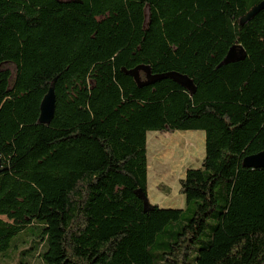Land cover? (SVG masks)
Masks as SVG:
<instances>
[{
  "label": "trees",
  "instance_id": "obj_1",
  "mask_svg": "<svg viewBox=\"0 0 264 264\" xmlns=\"http://www.w3.org/2000/svg\"><path fill=\"white\" fill-rule=\"evenodd\" d=\"M260 1L0 0V253L31 231L43 264H264V167L242 164L264 150V9L241 23ZM139 65L196 90L138 86ZM186 130L185 207L150 204L146 134Z\"/></svg>",
  "mask_w": 264,
  "mask_h": 264
},
{
  "label": "crops",
  "instance_id": "obj_2",
  "mask_svg": "<svg viewBox=\"0 0 264 264\" xmlns=\"http://www.w3.org/2000/svg\"><path fill=\"white\" fill-rule=\"evenodd\" d=\"M170 137L172 142L175 144L177 149H182L185 153V159L183 162L172 161L170 165L165 163V160L160 158V150H162V143L164 139ZM168 138V139H170ZM153 141V147H149L150 142ZM184 147V148H183ZM152 148V149H151ZM205 148V133L202 130H186V131H175L172 134H164L158 131H149L146 134V155H147V197L150 204H155L160 208H178L182 209L185 207V198L182 195H171L170 193H164L158 190L159 185H167L169 178L175 177L177 181H180L185 177V172L189 169L185 164L190 163L194 158L195 160H202L204 158ZM178 162V163H176ZM171 170L172 175L166 176V171ZM162 170L161 175L158 174L159 170ZM165 172V173H164ZM150 177L154 181V195L150 198L149 184ZM178 189L180 184H178ZM161 189V188H159Z\"/></svg>",
  "mask_w": 264,
  "mask_h": 264
},
{
  "label": "rangeland",
  "instance_id": "obj_3",
  "mask_svg": "<svg viewBox=\"0 0 264 264\" xmlns=\"http://www.w3.org/2000/svg\"><path fill=\"white\" fill-rule=\"evenodd\" d=\"M164 134L167 135L172 133L168 132ZM168 138L164 139L162 143L163 146L162 150H160L159 152L161 160H165L166 161L165 163H168L169 165L174 160L183 162L186 156L185 153L181 151L182 149H177V147H175V144L172 142V139L171 138L168 139ZM149 142H150L149 147H153L154 140L153 141L151 140ZM195 159L196 158H194L192 161H190V163L185 164L184 166L187 165L188 168L200 167L203 159L200 160L199 162L198 160ZM168 167L169 166H167L166 168L169 169L170 167L169 168ZM161 173L162 170L160 168L158 174L161 175ZM171 175H172L171 170L170 169L167 170L166 176H171ZM150 178L151 179L149 184L150 187L149 194L151 198L154 195V189H153L154 181L152 177ZM177 183L179 184V181H177L175 177L169 178L167 185H162V186L159 185V188L161 189L159 188L157 189L161 190L164 193L165 192L170 193L171 195H182L179 192ZM12 242L16 248H12L5 253H0V264H43L39 256V252L43 250L44 246L41 243V241H39L38 238L36 237V233L31 231H24L22 232V234L21 233L17 234L13 238Z\"/></svg>",
  "mask_w": 264,
  "mask_h": 264
},
{
  "label": "water",
  "instance_id": "obj_4",
  "mask_svg": "<svg viewBox=\"0 0 264 264\" xmlns=\"http://www.w3.org/2000/svg\"><path fill=\"white\" fill-rule=\"evenodd\" d=\"M264 9V0L260 1L257 5L253 6L245 16L241 18V23L246 22L250 18H252L257 12ZM243 56L242 51H237L236 49L231 50L228 53V57L226 61H232L237 58H241ZM144 71L146 74V81H141L139 78V72ZM125 72L129 75H131L138 86H144L148 83H154L156 80H159L161 78L169 77L172 78L175 82L180 84L182 87H184L190 95L194 94L196 88L193 83V81L186 75L178 74L175 72L167 73L164 75H156L151 74L150 69L148 66L139 65L132 69L125 70ZM56 81V78L53 79L52 83L48 87L47 92L41 99L40 105H39V116H38V122L41 124L48 125L51 123L54 113H55V92H54V83ZM242 164L244 167L249 168H262L264 167V150L247 155L243 158ZM8 170V166L5 164L3 158L0 156V173L3 171Z\"/></svg>",
  "mask_w": 264,
  "mask_h": 264
}]
</instances>
